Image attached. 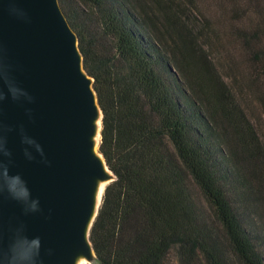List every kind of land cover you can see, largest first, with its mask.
I'll return each instance as SVG.
<instances>
[{"label":"trees","instance_id":"trees-1","mask_svg":"<svg viewBox=\"0 0 264 264\" xmlns=\"http://www.w3.org/2000/svg\"><path fill=\"white\" fill-rule=\"evenodd\" d=\"M212 1L217 14L205 11ZM60 3L95 80L100 150L116 175L91 227V264H164L173 246L179 264L200 254L264 264V141L213 51L222 22L264 75V0Z\"/></svg>","mask_w":264,"mask_h":264},{"label":"water","instance_id":"water-1","mask_svg":"<svg viewBox=\"0 0 264 264\" xmlns=\"http://www.w3.org/2000/svg\"><path fill=\"white\" fill-rule=\"evenodd\" d=\"M94 81L60 0H0V264L96 260L90 231L116 175Z\"/></svg>","mask_w":264,"mask_h":264},{"label":"rangeland","instance_id":"rangeland-1","mask_svg":"<svg viewBox=\"0 0 264 264\" xmlns=\"http://www.w3.org/2000/svg\"><path fill=\"white\" fill-rule=\"evenodd\" d=\"M205 9L207 14H217L221 8L215 1H212L210 5L207 3ZM221 25L222 22L219 23V27L221 28L220 35L223 38L216 43L217 47H213V51L217 56L218 66L224 78L233 87L247 114L254 121L264 141V75L253 73L246 46L234 36H229ZM198 258L196 264H212L201 254ZM179 263L178 246H173L164 264ZM238 264L242 263L238 262Z\"/></svg>","mask_w":264,"mask_h":264},{"label":"clouds","instance_id":"clouds-1","mask_svg":"<svg viewBox=\"0 0 264 264\" xmlns=\"http://www.w3.org/2000/svg\"><path fill=\"white\" fill-rule=\"evenodd\" d=\"M3 180L6 183L8 191L14 198L22 201L28 200L29 192L19 176L10 177L8 176L7 170L5 169L3 172Z\"/></svg>","mask_w":264,"mask_h":264},{"label":"bare ground","instance_id":"bare-ground-1","mask_svg":"<svg viewBox=\"0 0 264 264\" xmlns=\"http://www.w3.org/2000/svg\"><path fill=\"white\" fill-rule=\"evenodd\" d=\"M80 264H88V261H87L86 259H82V260L80 261Z\"/></svg>","mask_w":264,"mask_h":264}]
</instances>
